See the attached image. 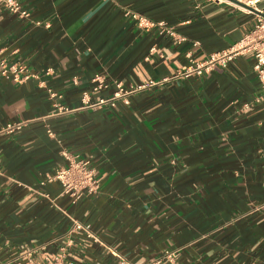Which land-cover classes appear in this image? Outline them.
I'll use <instances>...</instances> for the list:
<instances>
[{"label":"crops","instance_id":"1","mask_svg":"<svg viewBox=\"0 0 264 264\" xmlns=\"http://www.w3.org/2000/svg\"><path fill=\"white\" fill-rule=\"evenodd\" d=\"M0 0V264L64 254L65 264H264V103L252 54L178 79L190 59L226 50L255 26L205 0ZM175 36L139 28L127 11ZM105 88L94 91V79ZM169 79L116 108L92 104L117 84ZM87 93L86 103L83 102ZM71 110L59 112V107ZM20 124L8 131V125ZM91 160L100 190L78 202L57 183ZM90 226L98 242L69 235Z\"/></svg>","mask_w":264,"mask_h":264},{"label":"built area","instance_id":"2","mask_svg":"<svg viewBox=\"0 0 264 264\" xmlns=\"http://www.w3.org/2000/svg\"><path fill=\"white\" fill-rule=\"evenodd\" d=\"M212 2L216 5H227L237 8L243 12H251V10L256 9L258 3L257 0H205ZM4 5L12 12L19 13L28 16V14L20 8V5L15 0H3ZM257 23L254 28L247 33L240 41L235 43L230 48L212 53L207 56L202 61H194L190 59V65L185 71L178 73L175 78L187 79L194 76L200 77L208 74L215 70L216 68H227L229 64L237 57L252 54L255 59L254 71L262 87V93L256 98L257 103H264V11L259 12ZM126 16L130 17L135 24L142 29L152 30L157 28L161 34L167 33L175 36L172 29L167 28L164 22H154L151 19L143 16L134 11H127ZM0 68L4 76L10 77L13 75L18 79V74L22 70L16 68L15 66H8L4 60L0 59ZM169 79H163L160 82H150L138 86L125 87L123 84H117L113 96L108 99H101L100 101L92 104L91 107L98 108L103 105L116 108L119 103L124 105L130 104V98L134 94L146 91L148 89L154 88L158 85L168 82ZM95 86L94 91L105 88L106 85L100 80V77L94 79ZM87 93L84 94L83 102L87 104L86 97ZM71 110L68 108L59 107V112L68 113ZM20 124L8 125L7 130L13 131L19 128ZM64 158L66 164L59 168L53 175H48L41 185H46L48 183L57 182L62 186V192L64 195L69 196L73 203L78 202L85 196L96 195L100 190V184L97 178V171L92 166L91 160L87 158H81L78 155H73L65 152ZM69 235H84L89 239L98 242V238L91 230L90 226L83 224L81 222H73L70 228ZM119 261L117 264H133L126 258L117 255ZM174 257V252H166L160 257L155 258L149 264H162L164 260L172 261ZM64 254L51 256L46 258L43 262H36L30 260L29 264H65Z\"/></svg>","mask_w":264,"mask_h":264}]
</instances>
